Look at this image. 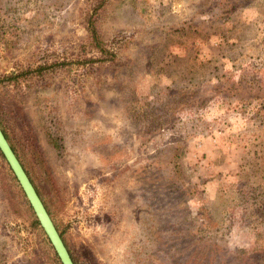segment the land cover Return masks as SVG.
I'll list each match as a JSON object with an SVG mask.
<instances>
[{
    "label": "rangeland",
    "instance_id": "obj_1",
    "mask_svg": "<svg viewBox=\"0 0 264 264\" xmlns=\"http://www.w3.org/2000/svg\"><path fill=\"white\" fill-rule=\"evenodd\" d=\"M219 1L0 0V107L83 264H133L143 244L154 247L151 264L159 252L174 255L167 264H185L170 226L174 236L150 241L154 216H178L151 193L156 172L173 173L174 156L178 182L197 194L183 203L188 219H198L204 200L230 247L255 259L261 240L250 226L263 227L257 217L240 220L250 207L238 192L264 195V112L256 98L245 108L216 94L213 81L244 62L264 64V1L238 0L225 12ZM90 16L100 48L86 28ZM17 190L0 156V264H53ZM214 233L203 236L209 242Z\"/></svg>",
    "mask_w": 264,
    "mask_h": 264
},
{
    "label": "trees",
    "instance_id": "obj_2",
    "mask_svg": "<svg viewBox=\"0 0 264 264\" xmlns=\"http://www.w3.org/2000/svg\"><path fill=\"white\" fill-rule=\"evenodd\" d=\"M253 6L260 7L264 0H248ZM204 2H200L202 6ZM241 4L238 0H221L218 2V10L225 12V9L234 8L236 5ZM247 3H244L246 5ZM103 5V2L99 5L101 7ZM241 7V6H240ZM97 9H95L96 11ZM211 11V9H210ZM202 12V11H201ZM217 17V15H216ZM87 31L90 34L91 40L94 43L95 46L101 47V42L99 40L98 32L95 25V19L90 16L87 18ZM14 77L10 76L8 79H12ZM213 84V92H224L225 97L234 98L237 100H240L242 102H246L247 105L245 108L253 105V100L256 98V103L254 106H258L256 108V112H264V93L260 92L263 89L264 92V64L260 65L258 63H252L251 65H246L244 62L240 65L238 69V73L235 74L234 71L231 75V77H227L225 81H217L214 79ZM262 94V95H260ZM212 96V94H211ZM210 96V97H211ZM257 96V97H256ZM240 106L241 104H237ZM243 107V106H241ZM240 107V108H241ZM244 108V109H245ZM6 114L3 111V109L0 107V128L3 131L6 139L8 140L12 150L14 151L15 155L21 162L25 172L27 173L30 181L32 182L33 186L35 187V190L37 191L39 197L41 198L47 212L49 213L51 219L53 220V223L63 240L64 245L66 246L74 264H83L82 261H79L76 256L73 249V245L70 242V239L67 236V232L63 226L55 219V210L54 207L50 205V202L45 199V194H43L42 189H40L38 183L33 177V173L30 171L29 168H27V165L23 161L20 150L22 151V144L16 142L8 128H7V122H6ZM0 156L3 160V167L4 170L12 176V179L16 186L18 187V196L20 198L21 204H23V207L28 215V219L30 222V225L33 229H35L40 236L47 242V244L50 247L51 250V259L53 261V264H61L58 256L56 255L52 245L50 244L44 230L40 226L30 204L28 203L27 199L25 198V195L20 188L15 176L13 175V172L11 171L7 161L5 160L4 156L0 152ZM175 161H173L174 167L172 168L173 173L170 174V176L166 179L163 177L160 173L159 177H156L152 182L153 186L151 188V193L153 191L154 193V199L153 201L160 202L161 209L163 208L165 211L168 209L174 210V213L177 212L178 216L177 219L173 222L172 219L170 220L168 216H161L162 213L159 215H156L152 218L150 223H153L155 220H159V224L157 226V229L150 230L151 234V240L155 245H158L162 243L163 241L167 240L168 238L174 236L172 234L165 233V230L170 229L173 230V233L177 234V238L180 241V247L183 248L182 254H181V260L184 258L185 264H264V195L261 196L260 199L257 197H253V193L249 192L246 189H241L238 192L239 200L243 201L244 203H247L250 208L254 207L252 212H249V209H244L242 211V217H240L241 221H248V219H252L254 217H257L259 219V225L263 227L262 231L258 227H254V225L251 224L250 229L251 233L258 236L261 240V244L259 247L256 248V250L252 251V253H255L254 255L255 259L250 260L247 256L246 251L241 248H231L227 240L225 239V231H221L223 228L216 226L219 234H213L211 240L209 242L208 234L206 235V238L203 236L204 231L208 233V228L210 227L212 231H216L215 229V222L211 217L208 216L207 210L205 209V203L204 200L198 203V207L196 208L198 219L201 223H199L198 219H188V216L191 212V208L189 206L183 205L185 201L192 200L196 198V191L195 188L192 190H189L187 185H185L183 182H178V177H181L183 179V173L181 168V160L178 159V157H175ZM148 180L146 182V185H149L151 182ZM16 193H14L15 195ZM13 194H9V199L12 201L15 205V200L11 197ZM252 200L250 204H248L249 200ZM200 201V200H199ZM203 206V207H202ZM151 208V207H150ZM156 210L159 209L157 206L155 208ZM248 212L246 216L245 213ZM155 213L152 214L155 215ZM180 216V218H179ZM248 217L247 220H245ZM239 219V218H238ZM237 220L236 217H234V221ZM252 222V221H251ZM149 223V224H150ZM235 223H231V225H227L226 228L233 227ZM191 237L193 240V244L190 247H186V245H183L184 240L186 241L187 238ZM183 245V246H182ZM193 249V250H192ZM145 250V253H144ZM154 250V247H147L145 244L142 246H139V249L132 253L133 258V264H143L145 261L148 260L149 264H151V252ZM189 251H193V254L189 257L185 256L186 253ZM169 261L172 260V257L174 255H169ZM130 259V260H131ZM187 260V261H186ZM169 261L165 260L163 257V252H159V257L157 258V264H167ZM124 264H127V260Z\"/></svg>",
    "mask_w": 264,
    "mask_h": 264
},
{
    "label": "water",
    "instance_id": "obj_3",
    "mask_svg": "<svg viewBox=\"0 0 264 264\" xmlns=\"http://www.w3.org/2000/svg\"><path fill=\"white\" fill-rule=\"evenodd\" d=\"M0 152L7 161L13 175L15 176L20 188L22 189L28 203L30 204L40 226L44 230L50 244L52 245L61 264H74L66 246L61 239L53 220L47 212L35 187L30 181L21 162L12 150L8 140L0 128Z\"/></svg>",
    "mask_w": 264,
    "mask_h": 264
}]
</instances>
